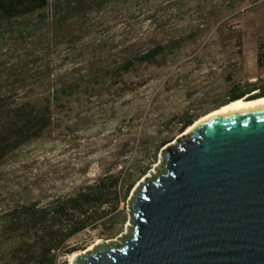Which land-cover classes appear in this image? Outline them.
<instances>
[{
  "label": "rangeland",
  "instance_id": "1",
  "mask_svg": "<svg viewBox=\"0 0 264 264\" xmlns=\"http://www.w3.org/2000/svg\"><path fill=\"white\" fill-rule=\"evenodd\" d=\"M242 1L247 5L238 12L237 3ZM242 1L130 0L107 5L69 20L54 39L43 37L35 52L27 35L22 48L15 34H10L11 39L4 35L2 92L15 87L18 100L37 98L43 94L38 83L46 76L81 83L53 109L51 133L29 141L0 167V264H50L42 260V243L28 246L45 233L44 228H57L51 222L54 210L86 196L99 199L84 208L92 224L60 244L52 264H72L71 255L86 253L97 244L123 246L134 227L135 194L147 180L164 172V157L158 154L153 160V151L168 138L167 127H177L175 114L223 100L233 83L264 85V65L256 63L257 41H264V21L256 8L264 0ZM43 16L41 28L54 30L51 12ZM38 24L35 15L17 19L14 26L27 29ZM220 26L241 32L238 70L228 60L231 48L211 41ZM189 29H198L202 36L182 44L164 66L132 69L128 79L121 72L127 57ZM24 64H28V77L16 87L12 70ZM90 77L93 86L87 87ZM182 135L174 136L168 145L176 146ZM28 210L45 212L46 218L4 238L12 213L18 212L25 222ZM12 248L20 249L15 253Z\"/></svg>",
  "mask_w": 264,
  "mask_h": 264
},
{
  "label": "water",
  "instance_id": "2",
  "mask_svg": "<svg viewBox=\"0 0 264 264\" xmlns=\"http://www.w3.org/2000/svg\"><path fill=\"white\" fill-rule=\"evenodd\" d=\"M159 154L131 236L72 264H264V107L205 121Z\"/></svg>",
  "mask_w": 264,
  "mask_h": 264
},
{
  "label": "trees",
  "instance_id": "3",
  "mask_svg": "<svg viewBox=\"0 0 264 264\" xmlns=\"http://www.w3.org/2000/svg\"><path fill=\"white\" fill-rule=\"evenodd\" d=\"M130 0H0V41H6L3 37L7 33L15 34L20 41L19 46L26 39V35L33 40L30 47L32 52L36 51L38 43L46 39H54L58 36L57 30L63 29L65 24L73 19L79 20L89 12L102 10L107 5L119 6ZM236 0H231L235 3ZM240 1V0H238ZM242 1V0H241ZM247 2H238V12L241 8L246 6ZM256 14L264 21V2L257 4ZM51 12L54 16L55 25L50 32L48 29L41 28V23L44 20V13ZM38 16L39 23L37 26L27 28L26 26H14L17 19L27 18L30 16ZM264 23V22H263ZM262 23V24H263ZM225 26H220L217 33L211 38V41L220 45L222 48H231L232 56L228 60L232 62L231 67L238 70L242 59V35L239 30L224 29ZM264 28V25H263ZM202 34L198 29H189L178 33L173 38L165 40L161 43L149 47L145 51L138 52L131 58L127 57L121 64V72L127 77L131 76L132 69L141 66H164L166 59L172 52L181 50L182 44L186 41L194 42ZM11 39V37H10ZM7 42H5L6 44ZM3 43L0 42V47ZM256 63L258 67L264 65V41L258 39L257 41V58ZM28 64L20 66L17 70L13 69L14 82L23 84L28 77ZM93 77V76H92ZM87 78L85 84L93 86L94 79ZM186 77V76H185ZM63 79V80H62ZM51 80L49 77H43L38 83L43 88L42 93L37 98H28L27 93L24 94L27 98L17 99V92L15 87H10L9 92H2V82L0 79V167L3 165L17 150L23 147L29 141L37 140L42 134H49L52 131V117L53 109L59 101L64 98L68 92H73L75 89L79 90V80H66L65 78ZM188 78L186 77L185 80ZM33 88V87H32ZM30 90L29 92H31ZM264 97V85L257 86L256 84H236L233 83L227 92L226 97L220 101H214L209 105H201L195 110L180 111L175 114L174 119L178 121L175 129L167 127L169 136L161 140L155 150L153 151V160L160 151L168 145L174 136L184 133L191 127L198 119L208 115L209 113L218 110L233 101L240 99L254 100ZM148 167L139 172V176H144L148 171ZM131 190L130 186L127 188V193ZM97 197L86 196L80 200H73L66 204L59 206L53 212L52 224L56 225V229L49 228L43 235L38 237L32 245L42 243L43 255L42 260L52 264L56 259L55 249L62 243L66 242L76 234L81 233L84 229L92 224L91 216L85 215V205L97 202ZM28 220H22V216L18 212H13L11 217L12 224L7 225L2 232L4 238L9 239L10 233L26 229L30 224L32 226L42 222L46 218L45 212H37L36 210H28ZM77 215H83L82 219H77ZM51 224V223H50ZM44 234L48 235V239H44ZM38 242V243H37ZM28 245V242H24ZM20 248H12L11 251H19ZM40 260V261H42ZM43 264V262H42Z\"/></svg>",
  "mask_w": 264,
  "mask_h": 264
},
{
  "label": "bare ground",
  "instance_id": "4",
  "mask_svg": "<svg viewBox=\"0 0 264 264\" xmlns=\"http://www.w3.org/2000/svg\"><path fill=\"white\" fill-rule=\"evenodd\" d=\"M246 100L247 99H242V100H237L235 102H231V103L224 105L223 107L219 108L218 110L213 111L204 117H201L191 127H189L183 133V135L188 134L189 132H191L193 130V128H195L196 126H198L199 124H201L205 121H209L211 119H214L217 117H222V116L234 115V114L249 112V111H257V110L264 107V98H259L257 100L249 101V102H246ZM77 256H78V254L71 255V257H70L71 262H73V260Z\"/></svg>",
  "mask_w": 264,
  "mask_h": 264
}]
</instances>
